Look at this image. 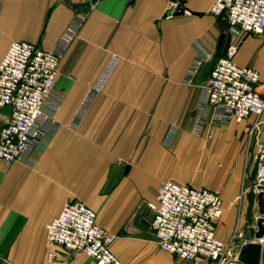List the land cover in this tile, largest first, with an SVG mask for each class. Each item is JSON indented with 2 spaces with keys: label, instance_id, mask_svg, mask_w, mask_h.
<instances>
[{
  "label": "crops",
  "instance_id": "crops-1",
  "mask_svg": "<svg viewBox=\"0 0 264 264\" xmlns=\"http://www.w3.org/2000/svg\"><path fill=\"white\" fill-rule=\"evenodd\" d=\"M176 1L181 15L171 0H2L0 59L12 42L47 51L70 40L54 81L63 98L44 106L40 141L22 161L0 160V264H95L85 256L65 259L45 243V227L70 201L94 211L96 224L117 237L110 251L122 264H211L158 250L149 207L167 181L220 194L215 235L227 242L248 122L205 124L201 136L192 134L221 19L209 13L213 0ZM230 43L234 64L264 80V31ZM112 57L116 65L95 91ZM196 59L203 62L187 84ZM9 116L0 110V129ZM50 251L58 261L47 262Z\"/></svg>",
  "mask_w": 264,
  "mask_h": 264
},
{
  "label": "built area",
  "instance_id": "built-area-1",
  "mask_svg": "<svg viewBox=\"0 0 264 264\" xmlns=\"http://www.w3.org/2000/svg\"><path fill=\"white\" fill-rule=\"evenodd\" d=\"M1 7L2 0L0 15ZM209 13L226 20L231 37L264 31V0H213ZM69 40L64 37L47 51L26 42H12L0 59V110L10 111L9 121L0 129V160L5 165L22 161L37 146L46 118L44 106L51 99L61 102L63 97L55 92L54 81L61 52ZM236 53L237 47L229 43L225 56L217 58L211 67L192 134L199 137L205 124L224 127L248 122L244 158L255 165L252 191L256 199L264 193V80L254 69L236 66ZM116 62L115 57L110 59L95 91L105 87ZM202 62L194 60L187 84ZM205 138L210 140L211 135L206 133ZM155 194L156 203L149 207V231L159 251L184 262L234 264L237 252L231 255L230 247L235 236L226 244L215 235L224 211L220 194L173 181L160 183ZM115 240L116 236L96 224L95 213L78 201L66 203L45 227L46 245L59 248L65 259L85 256L95 264H122L110 251ZM56 261L55 252L50 251L47 262Z\"/></svg>",
  "mask_w": 264,
  "mask_h": 264
},
{
  "label": "rangeland",
  "instance_id": "rangeland-1",
  "mask_svg": "<svg viewBox=\"0 0 264 264\" xmlns=\"http://www.w3.org/2000/svg\"><path fill=\"white\" fill-rule=\"evenodd\" d=\"M229 131L232 132V130ZM246 132L247 131L245 130L243 134L241 156L239 157V162H238L240 164V174H241L239 193L237 195V198L230 206L232 207V209L235 210L234 227L227 242H225L226 244L227 243L229 244L231 242L232 237L235 236V239L231 243L232 247H230L231 255L234 256L238 251V246H240L241 243L243 244V243L255 242L253 238V233L255 228L254 225L258 219L256 199L252 191L254 184V176H255V165L251 162V160L244 158V153H245L244 141H245ZM205 133H209V132H205ZM221 143L222 146L228 145L226 144L224 138L221 140ZM238 234H241L242 236L238 238L237 237ZM211 264H215V263H211Z\"/></svg>",
  "mask_w": 264,
  "mask_h": 264
},
{
  "label": "water",
  "instance_id": "water-1",
  "mask_svg": "<svg viewBox=\"0 0 264 264\" xmlns=\"http://www.w3.org/2000/svg\"><path fill=\"white\" fill-rule=\"evenodd\" d=\"M100 1V0H98ZM172 4H176L174 15L183 14L176 0H171ZM221 35L217 43V58L225 56L226 50L230 43L231 35L228 32V25L225 19L220 20ZM256 207L258 219L255 222L253 238L255 242L243 243L238 249V254L234 264H264V193H260L256 197Z\"/></svg>",
  "mask_w": 264,
  "mask_h": 264
},
{
  "label": "bare ground",
  "instance_id": "bare-ground-1",
  "mask_svg": "<svg viewBox=\"0 0 264 264\" xmlns=\"http://www.w3.org/2000/svg\"><path fill=\"white\" fill-rule=\"evenodd\" d=\"M237 254H238V251H237ZM234 261H236V260H234ZM235 263V262H234Z\"/></svg>",
  "mask_w": 264,
  "mask_h": 264
}]
</instances>
